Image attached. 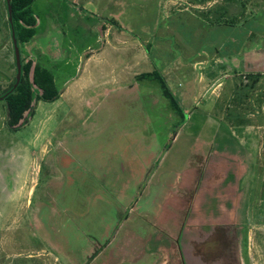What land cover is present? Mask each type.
Segmentation results:
<instances>
[{
    "label": "rangeland",
    "instance_id": "obj_1",
    "mask_svg": "<svg viewBox=\"0 0 264 264\" xmlns=\"http://www.w3.org/2000/svg\"><path fill=\"white\" fill-rule=\"evenodd\" d=\"M175 2L34 0L22 64L62 90L91 49L92 72L18 129L0 100V264H264V0ZM114 18L149 44L138 73L161 70L183 125L158 80L100 92L135 61ZM15 77L0 0V96Z\"/></svg>",
    "mask_w": 264,
    "mask_h": 264
},
{
    "label": "trees",
    "instance_id": "obj_2",
    "mask_svg": "<svg viewBox=\"0 0 264 264\" xmlns=\"http://www.w3.org/2000/svg\"><path fill=\"white\" fill-rule=\"evenodd\" d=\"M33 2L34 0H11L13 22L18 42H27L36 33L37 19L31 10ZM5 3L8 11L7 0H5ZM117 27L121 28L119 25H117ZM146 48L147 51L150 52L149 44H146ZM137 78L158 80L160 82L163 88V94L169 98L172 108L183 119L179 123V126L183 125L186 117L185 110L177 95L170 88L161 70L155 68L152 72L141 73ZM15 82L16 77L10 88L3 93L5 94L8 92V95L3 101L6 108L7 123L13 129H18L29 122L30 118L35 114V105L37 101L43 100L53 102L57 100L61 94V91L58 90L55 85L53 73L37 63L34 64V59H30L22 64V76L16 87H14ZM168 147H170V144Z\"/></svg>",
    "mask_w": 264,
    "mask_h": 264
},
{
    "label": "crops",
    "instance_id": "obj_3",
    "mask_svg": "<svg viewBox=\"0 0 264 264\" xmlns=\"http://www.w3.org/2000/svg\"><path fill=\"white\" fill-rule=\"evenodd\" d=\"M178 1L179 0H177V2H175V3H170L169 5L171 6V8L169 6L168 10L169 9L170 10H174L175 8L176 9H179V2ZM192 6L194 8V5H192ZM194 17L200 19L199 16L198 17L197 16H194ZM108 23H109L110 26H113V27L115 26L119 30V31H117V33L115 35H113V38L114 39L119 40V41H122L124 44L130 43V45L128 46V51L130 53L133 52V55H134L133 58L135 59V61H133V62L131 61L130 62V58H129V65H128V68L125 71L126 74H124V76H121V78L123 79L124 83H123V81H120V83H117V81L115 80L116 70H114V67H113L112 68V81L111 82H108V80H107V81H105L103 83H100V85H101V86H99V88H101L100 92L103 91L104 93L108 94V96H112V97L114 96L116 98L123 97V96H126V95L129 96L130 94H136V95H138L137 94V91L139 90V86H138L137 83L140 82V81H143L145 79H139V78H137V76L140 75L138 73L139 71H138L137 68H139V66H140L139 64L142 61H144V60L147 59L146 55L143 54L145 52L148 54L146 45L143 42H141L142 44L137 43V42L132 43L131 40H130V38H128V37L124 36V34H122V32H125L126 33V31L128 30L127 27H125L122 24L118 23V21L115 18L112 20V22H108ZM117 25H119V27H121V28H118ZM108 37H112V36H108ZM129 37H131V36H129ZM104 47L105 46H103V48ZM100 49H98V50H100ZM93 54L94 53H93V51H91V49H90V51H89V53L87 55L85 54L86 57L82 61V64H81V67H80V72L77 75V78L75 80H73V81H75L74 82V85H73L75 92L77 90H81L82 86L85 85V83H83V81L86 80V75H89L90 72H92V69L90 70L89 65H90V63H91V61L93 59V56H94ZM50 56H52L54 59L59 58V54H52V55L50 54ZM136 63H137V65H135ZM125 76H128V78H127L126 81L124 80V77ZM73 81L70 82L69 84H67L62 90H60L61 91L60 97H62L63 94L70 93V91L72 89L71 85L73 84ZM94 84L97 86V84H99V82L97 83L95 81ZM94 88H96V87H94ZM94 88H92V89H94ZM93 94H97V96H98V95H101L102 93H99V91L93 90ZM0 115H1V113H0ZM47 122L48 121H46V123ZM51 133H53V132H51ZM47 140L50 141V139H47ZM46 144H47L48 147H46L45 143L43 144V145H45V152H46V150H48V148L51 149L50 146H52L50 142H48Z\"/></svg>",
    "mask_w": 264,
    "mask_h": 264
},
{
    "label": "water",
    "instance_id": "obj_4",
    "mask_svg": "<svg viewBox=\"0 0 264 264\" xmlns=\"http://www.w3.org/2000/svg\"><path fill=\"white\" fill-rule=\"evenodd\" d=\"M7 4H8V19L11 24L12 40H13V45H14V50H15L16 67H17L16 82L14 84V87H16L19 84L20 78L22 76V59H21V52L19 48V42L16 37V31H15L14 22H13L11 0H7ZM7 95H8V92L1 95L0 100H3Z\"/></svg>",
    "mask_w": 264,
    "mask_h": 264
}]
</instances>
